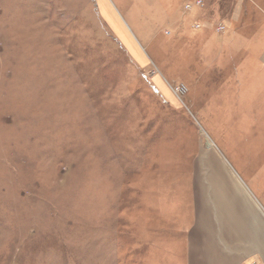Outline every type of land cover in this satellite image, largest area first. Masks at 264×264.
<instances>
[{
  "label": "rangeland",
  "instance_id": "1",
  "mask_svg": "<svg viewBox=\"0 0 264 264\" xmlns=\"http://www.w3.org/2000/svg\"><path fill=\"white\" fill-rule=\"evenodd\" d=\"M263 33L264 0H0V264H170L203 151L264 202Z\"/></svg>",
  "mask_w": 264,
  "mask_h": 264
},
{
  "label": "crops",
  "instance_id": "2",
  "mask_svg": "<svg viewBox=\"0 0 264 264\" xmlns=\"http://www.w3.org/2000/svg\"><path fill=\"white\" fill-rule=\"evenodd\" d=\"M259 135L264 141V133ZM256 174L261 187L264 167ZM166 205L176 212L177 200ZM182 215L173 219L175 230L180 225V250L176 240L164 253L170 252V264H264V202L218 150L201 153Z\"/></svg>",
  "mask_w": 264,
  "mask_h": 264
},
{
  "label": "built area",
  "instance_id": "3",
  "mask_svg": "<svg viewBox=\"0 0 264 264\" xmlns=\"http://www.w3.org/2000/svg\"><path fill=\"white\" fill-rule=\"evenodd\" d=\"M201 2H199L200 4ZM186 8L187 9H191L192 8V5L191 4H187L186 5ZM225 25L223 23H220L219 24V28L220 29H224ZM175 92L178 93V94H183V93H186L187 92V88L184 86V85H177L175 86Z\"/></svg>",
  "mask_w": 264,
  "mask_h": 264
}]
</instances>
